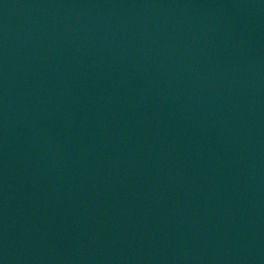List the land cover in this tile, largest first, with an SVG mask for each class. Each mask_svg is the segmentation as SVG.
<instances>
[{
  "label": "water",
  "instance_id": "obj_1",
  "mask_svg": "<svg viewBox=\"0 0 264 264\" xmlns=\"http://www.w3.org/2000/svg\"><path fill=\"white\" fill-rule=\"evenodd\" d=\"M0 264H264V0H0Z\"/></svg>",
  "mask_w": 264,
  "mask_h": 264
}]
</instances>
